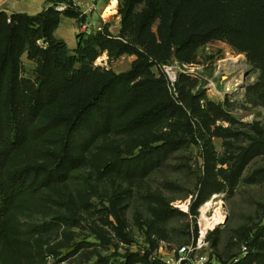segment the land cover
<instances>
[{
    "label": "trees",
    "instance_id": "trees-1",
    "mask_svg": "<svg viewBox=\"0 0 264 264\" xmlns=\"http://www.w3.org/2000/svg\"><path fill=\"white\" fill-rule=\"evenodd\" d=\"M70 1L47 0V7L34 16L0 12V264H12L10 253L25 249L31 236L61 225H81L75 214H60L31 225L21 223L20 218L33 211V201L42 191L64 184L84 167L87 153L100 138L117 128L131 132L164 117L179 115L186 121V139L155 136L134 142L127 152L110 147L111 157L96 167L101 178L112 174L145 177L168 152L197 143L194 124L185 109L198 112L195 97L183 94L180 78L176 85L179 97H175L163 66L192 64L196 51L213 40H225L255 58L259 55L257 44L264 39V0H122L118 39L104 27L99 32L78 34L76 49L70 50L54 35L62 18L78 23L85 20L74 8L64 12L54 8ZM105 51L110 61L123 55L135 60L120 74L94 68ZM24 56L35 66L31 76H23ZM117 119L123 120L116 125ZM205 185L191 209L194 215L212 195L210 188L216 186L209 180ZM119 202L113 195L101 211L116 235L130 243ZM175 212L168 209L164 214ZM262 238L264 225L242 245L248 253L238 263L232 261L240 253L230 263L211 258L218 264H258ZM98 240L102 246L110 242L100 236ZM72 247L63 257L56 250H47L43 264L66 261L82 245ZM251 248L257 251L253 256ZM150 255L149 250L142 256L98 254L96 264H150ZM112 257L120 261H112Z\"/></svg>",
    "mask_w": 264,
    "mask_h": 264
},
{
    "label": "rangeland",
    "instance_id": "rangeland-1",
    "mask_svg": "<svg viewBox=\"0 0 264 264\" xmlns=\"http://www.w3.org/2000/svg\"><path fill=\"white\" fill-rule=\"evenodd\" d=\"M121 2H105L110 15L108 21H99L115 39L120 31ZM156 29L157 24L153 31ZM78 34L72 21L63 19L57 39L74 50ZM263 40L257 44L259 55L255 58L225 40H213L196 51L192 64L173 62L163 66L165 75V70L171 69L177 76L175 86L169 85L175 97H179L176 87L179 78L183 94L195 97L198 112L185 109L194 124L197 143H187L168 152L145 177L112 174L101 178L96 167L111 157L110 147L127 152L134 142L155 136L186 139V121L179 115L164 117L131 132L117 128L100 138L87 153V164L74 171L64 184L37 195L33 211L20 218L21 223L31 225L48 222L56 215L75 214L80 217L81 225H61L31 236L25 249L10 253L11 263L43 264L47 250H56L63 257L72 252L74 244L82 248L66 259L67 264H96L98 254L142 256L145 250L153 254L161 247L169 249L168 254L174 256L177 248L192 242L198 221L204 223V217L213 224L208 228L215 227L208 231L207 254L221 263H230L237 257L246 240L264 225ZM134 60V56L123 55L110 61L105 51L93 67L120 74L128 71ZM22 62L23 76H31L34 64L26 56ZM153 71L159 76L158 68L154 67ZM122 120L117 119L115 124ZM206 180L216 186L210 188L212 195L198 206L194 215L191 209L202 189L206 190ZM113 195L120 198L119 207L130 243L121 240L104 220L102 205H108ZM207 202L210 205L205 207ZM168 209L178 212L165 215ZM216 217L222 219L218 224ZM98 236L110 241L109 244L102 246ZM261 241L264 244V238ZM255 253L251 248L249 254ZM259 253L258 264H264V247ZM112 259L120 261L119 257Z\"/></svg>",
    "mask_w": 264,
    "mask_h": 264
},
{
    "label": "built area",
    "instance_id": "built-area-1",
    "mask_svg": "<svg viewBox=\"0 0 264 264\" xmlns=\"http://www.w3.org/2000/svg\"><path fill=\"white\" fill-rule=\"evenodd\" d=\"M99 0H71L67 4L57 5L54 8L59 12H64L67 8L71 7L80 12V16L85 17L83 22L78 23V33L88 34L102 31L100 22L92 19V14L96 11V3ZM103 2L115 3V0H100ZM168 77L169 85L174 87L177 82V76L171 69L165 70ZM214 223V221H213ZM213 225L204 217V223L199 220L197 224L196 236L188 245L181 246L174 251V256H170L169 249L161 247L155 253L151 254L148 258L150 264H218L214 258L207 254V235L208 231L214 230V226L208 228L207 226ZM246 247H241L240 255L232 261L238 263L247 255ZM144 254V252H143ZM56 264H67L66 261L58 262Z\"/></svg>",
    "mask_w": 264,
    "mask_h": 264
},
{
    "label": "crops",
    "instance_id": "crops-1",
    "mask_svg": "<svg viewBox=\"0 0 264 264\" xmlns=\"http://www.w3.org/2000/svg\"><path fill=\"white\" fill-rule=\"evenodd\" d=\"M95 5H96V11L92 14V19L97 21V23L99 21L101 22L108 21V17L110 14L109 13L107 14L106 3L99 0ZM46 7H47V0H0V12H5L8 15L28 14L30 16H34L42 12ZM63 19H69V18H62V20ZM70 20L72 21L75 29H78V21H76L75 19H70ZM59 27L54 33L56 38ZM75 42H76V37H75ZM76 46H77V42H76Z\"/></svg>",
    "mask_w": 264,
    "mask_h": 264
},
{
    "label": "bare ground",
    "instance_id": "bare-ground-1",
    "mask_svg": "<svg viewBox=\"0 0 264 264\" xmlns=\"http://www.w3.org/2000/svg\"><path fill=\"white\" fill-rule=\"evenodd\" d=\"M207 205L205 207H208L210 205L209 202L206 203ZM217 205V204H216ZM219 206V205H218ZM208 210V209H207ZM217 215V214H216ZM204 220V219H203ZM207 220V219H206ZM222 221L221 217H216V223H220ZM203 223V222H202Z\"/></svg>",
    "mask_w": 264,
    "mask_h": 264
}]
</instances>
